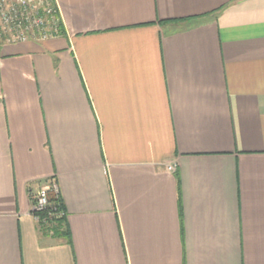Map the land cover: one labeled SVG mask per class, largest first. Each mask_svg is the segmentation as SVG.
Instances as JSON below:
<instances>
[{
  "label": "crops",
  "instance_id": "0c3cea01",
  "mask_svg": "<svg viewBox=\"0 0 264 264\" xmlns=\"http://www.w3.org/2000/svg\"><path fill=\"white\" fill-rule=\"evenodd\" d=\"M57 3L0 44V264H264V0Z\"/></svg>",
  "mask_w": 264,
  "mask_h": 264
},
{
  "label": "built area",
  "instance_id": "2783aa9c",
  "mask_svg": "<svg viewBox=\"0 0 264 264\" xmlns=\"http://www.w3.org/2000/svg\"><path fill=\"white\" fill-rule=\"evenodd\" d=\"M64 24L57 0H0V44L44 43L62 36ZM57 187L43 186L39 189L32 215L40 224L41 215L48 212L49 218L57 216L49 212L50 194ZM60 212L58 217H63Z\"/></svg>",
  "mask_w": 264,
  "mask_h": 264
},
{
  "label": "trees",
  "instance_id": "16d2710c",
  "mask_svg": "<svg viewBox=\"0 0 264 264\" xmlns=\"http://www.w3.org/2000/svg\"><path fill=\"white\" fill-rule=\"evenodd\" d=\"M185 20H178V21H169V22H162L164 23H177L181 24ZM50 208L49 212H54L57 216H54V218H49L48 212L43 213L41 215V222L39 224L41 228V232L44 235H50L54 239H67L69 241L70 239V232L67 228L66 223V213L63 217H58L60 212H65V207L62 203V200L60 197H50Z\"/></svg>",
  "mask_w": 264,
  "mask_h": 264
}]
</instances>
